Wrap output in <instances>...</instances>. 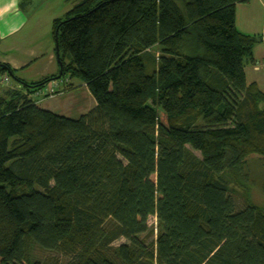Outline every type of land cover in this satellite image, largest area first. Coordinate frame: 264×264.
<instances>
[{"label":"trees","instance_id":"1","mask_svg":"<svg viewBox=\"0 0 264 264\" xmlns=\"http://www.w3.org/2000/svg\"><path fill=\"white\" fill-rule=\"evenodd\" d=\"M248 2L81 0L52 21L58 74L0 64L21 84L0 96V264H44L34 248L53 264H264L247 169L264 160V93L244 73L261 37L235 26ZM64 79L95 101L77 119L28 97Z\"/></svg>","mask_w":264,"mask_h":264},{"label":"crops","instance_id":"2","mask_svg":"<svg viewBox=\"0 0 264 264\" xmlns=\"http://www.w3.org/2000/svg\"><path fill=\"white\" fill-rule=\"evenodd\" d=\"M79 1L81 0H73L69 8L64 7L60 12L43 18L42 15H30L25 11L26 5L31 4L32 0H0V64L9 65L14 70L15 77L26 83L39 82L58 74L59 67L56 60L54 62V55L43 47V41H47L52 30V21L63 18ZM254 11L259 12V19ZM261 15L264 16V0H249L248 3L237 4L235 7L237 30L261 37L260 43L253 48L254 62L244 67V73L246 83H254L264 93V66L260 67L264 63V24H259ZM239 18L243 20L239 21ZM69 84L72 87L75 85L72 80H69ZM11 86L8 90H21V84L17 82ZM79 86L87 90L84 84ZM71 91L57 97L71 99ZM7 92L0 93V96H5ZM22 92L25 93L23 90ZM33 94L34 92L30 93L28 97L33 99ZM48 111L54 113L53 110Z\"/></svg>","mask_w":264,"mask_h":264},{"label":"rangeland","instance_id":"3","mask_svg":"<svg viewBox=\"0 0 264 264\" xmlns=\"http://www.w3.org/2000/svg\"><path fill=\"white\" fill-rule=\"evenodd\" d=\"M73 3V0H32L31 4L26 5L25 11L30 15H42L43 18L46 16H50L51 13L56 14L60 12V10L64 7L69 8L71 4ZM257 14V19H259L258 11H254ZM62 17V15H59ZM243 20L242 18H239V21ZM245 20V17H244ZM260 26L264 24V16H260L259 20ZM52 32V30H51ZM51 32L48 35L47 41H43V47H46L47 50H50V52L54 55V62L56 60L55 51H54V42L52 38ZM57 63V62H55ZM264 63L260 65V67H263ZM3 76H7L9 78L8 84L4 85L0 83V93H4L6 90L10 91L11 85L15 83L11 77H9L7 74H0ZM69 81V80H68ZM68 81L65 83L63 87V91L60 94L52 95V96H42L36 97L35 101L39 103V106L47 108L48 110H53L54 113L66 116L71 119H77L80 115L84 114L85 112H88L91 110L95 104L94 99L90 95V93L81 88L79 84L81 85V81L78 79H73L72 83H74L77 86H73L71 84V88L68 86L70 85ZM83 84V83H82ZM47 89V86L43 88V91ZM71 91V99L66 97H57L59 95H62L68 91ZM247 169L250 174L251 179V188H250V200L252 203L256 205H262L263 204V197L261 195L259 185L264 181V160L258 156H250L247 158ZM239 191V190H238ZM236 204L238 207L241 206L242 201L240 197H236ZM155 218L153 216L148 218V225L149 226H155ZM125 242L123 239H119L113 243V246H117L121 243ZM32 257L39 260L41 263L44 264H53L54 262L63 263L65 259L63 257L57 256L56 254H53L51 252L39 250L38 248H34L32 250Z\"/></svg>","mask_w":264,"mask_h":264},{"label":"built area","instance_id":"4","mask_svg":"<svg viewBox=\"0 0 264 264\" xmlns=\"http://www.w3.org/2000/svg\"><path fill=\"white\" fill-rule=\"evenodd\" d=\"M8 80H9V78L7 76L0 75V83L6 85V84H8ZM66 82H67V79L54 80V81L49 82L46 85L47 89H45L43 91V88H42V89H39V90L34 92L32 100L34 102H37V101H35V98L36 97H41V95L42 96H52V95H56V94L62 93L63 87H64Z\"/></svg>","mask_w":264,"mask_h":264}]
</instances>
